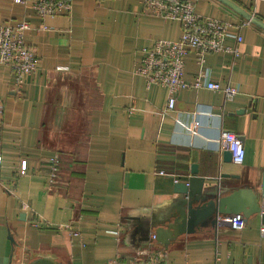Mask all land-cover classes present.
<instances>
[{
    "label": "crops",
    "instance_id": "obj_1",
    "mask_svg": "<svg viewBox=\"0 0 264 264\" xmlns=\"http://www.w3.org/2000/svg\"><path fill=\"white\" fill-rule=\"evenodd\" d=\"M193 1L197 15L230 25L223 46L236 53L208 54L200 64L190 50L183 80L191 85L203 73L202 83L230 85L237 95L225 101L220 93L188 88L166 111L167 89L148 86L134 70L142 49L179 39L178 21L144 14L143 0H72L68 13L44 19L0 0V25L29 24L24 42L40 61L20 89L0 65V226L18 245L16 264L128 260L156 228L166 229L182 202L175 180L186 182L193 166L207 198L260 189L264 31L243 25L216 0ZM230 1L264 23V1ZM222 132L242 139L241 165L225 158ZM245 221L242 230L216 224L167 249L155 246L166 250V264H264L260 215Z\"/></svg>",
    "mask_w": 264,
    "mask_h": 264
},
{
    "label": "built area",
    "instance_id": "obj_2",
    "mask_svg": "<svg viewBox=\"0 0 264 264\" xmlns=\"http://www.w3.org/2000/svg\"><path fill=\"white\" fill-rule=\"evenodd\" d=\"M13 2L30 8L40 19L68 13L72 6V0H13ZM143 12L155 18L178 21L181 28V35L177 41L159 40L150 47L142 49L141 58L134 70V74L143 78L148 86L157 85L167 89L166 111L174 109L176 95L181 90L188 88L195 90L205 88L220 93L225 101H230L237 95V89L230 85L222 87L219 83L210 80L202 83L201 78L206 77L203 73L199 74L191 85L186 84L183 80L184 59L190 50L194 51L200 64L203 63L204 57L208 54L224 51L236 53L235 49L232 50L223 46V41L228 37L230 25L216 19L197 15L193 0H143ZM243 25H250V23L244 22ZM28 30H30V25L27 23L0 25V65L11 70L16 89L22 87L25 77L36 73L40 63L36 53L24 42V35ZM235 39L237 43H240L241 38L239 36H236ZM55 70L59 73L68 72L67 67H57ZM2 111L0 101V116ZM126 113L131 116L133 109H127ZM195 126L197 125L194 124L191 127L192 131ZM220 145L224 151L231 153L234 164H242L244 149L242 139L239 136L230 132H222ZM25 169L26 163L22 162L20 175H24ZM55 170V166H52V172ZM154 174L173 178V175L163 171H156ZM262 213H264V202ZM245 222L244 217L240 214L217 217L218 225H226L236 231L242 230ZM262 233H264L263 227ZM155 245V235L151 234L147 244L135 252L131 258L123 261L117 257L106 264H166V250Z\"/></svg>",
    "mask_w": 264,
    "mask_h": 264
},
{
    "label": "water",
    "instance_id": "obj_3",
    "mask_svg": "<svg viewBox=\"0 0 264 264\" xmlns=\"http://www.w3.org/2000/svg\"><path fill=\"white\" fill-rule=\"evenodd\" d=\"M230 10L238 14L245 21L264 31V23L256 19L250 13L231 2L230 0H216ZM225 158H232L230 152H224ZM203 178L197 177V170L193 166L189 177L184 183H175L174 193L182 196V202L176 207V211L166 229L156 228V243L167 249L168 246L183 235L194 234L200 227L211 226L213 229L217 224L218 216H231L240 214L244 219L254 215H260L261 224L264 228V213H262L264 202V169L262 170L261 184L258 191L239 189L227 196L207 198L203 195ZM243 197V199H242ZM18 245L10 230L0 226V264H16L19 260L16 254ZM36 264H51L46 259H39ZM247 264H251L250 260Z\"/></svg>",
    "mask_w": 264,
    "mask_h": 264
}]
</instances>
